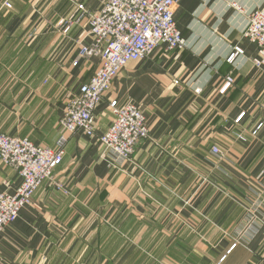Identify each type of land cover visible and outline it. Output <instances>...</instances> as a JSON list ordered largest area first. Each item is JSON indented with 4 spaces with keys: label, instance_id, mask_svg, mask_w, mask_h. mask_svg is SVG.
Segmentation results:
<instances>
[{
    "label": "crops",
    "instance_id": "crops-1",
    "mask_svg": "<svg viewBox=\"0 0 264 264\" xmlns=\"http://www.w3.org/2000/svg\"><path fill=\"white\" fill-rule=\"evenodd\" d=\"M103 1L0 0V131L53 149L67 138L61 167L0 236V264H264V66L244 37L264 0H180L186 49L130 63L95 112L96 137L67 134V102L100 60L80 56L86 19L60 22ZM235 46L244 55L229 64ZM113 100L151 131L130 161L99 142ZM21 183L0 163V192Z\"/></svg>",
    "mask_w": 264,
    "mask_h": 264
},
{
    "label": "built area",
    "instance_id": "built-area-1",
    "mask_svg": "<svg viewBox=\"0 0 264 264\" xmlns=\"http://www.w3.org/2000/svg\"><path fill=\"white\" fill-rule=\"evenodd\" d=\"M10 0L5 6L11 8ZM180 0H104L97 12L78 5L76 21H61L60 26L70 29L81 19L87 20L89 45L81 46L80 56L97 57L100 65L91 79L83 84L78 95L66 105L60 126L67 134L82 133L96 137L98 132L95 112L112 89L117 76L130 64L151 57L164 47L167 52L186 49V39L177 28L175 10ZM244 37L259 48L257 67L264 66V6L248 15ZM244 55L235 46L226 62L234 64ZM77 64V63H76ZM227 81L232 83L231 77ZM176 85H180L175 81ZM201 89H195L200 94ZM113 121L108 131L99 137L104 150L121 161H130L137 146L151 138L144 112L135 105H122L117 100L109 104ZM245 114L235 120L239 125ZM254 132L253 134H256ZM241 140L244 137L239 136ZM66 136H61L56 147L37 146L25 138L7 135L0 131V163L14 169L22 183L15 194L0 192V236L17 221L22 210L32 200L42 185L51 180L64 160ZM213 153L223 157L219 147ZM62 189L61 185H58ZM237 247L235 243L229 252Z\"/></svg>",
    "mask_w": 264,
    "mask_h": 264
}]
</instances>
